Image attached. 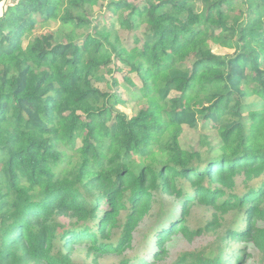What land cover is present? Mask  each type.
I'll return each instance as SVG.
<instances>
[{
    "label": "trees",
    "instance_id": "trees-1",
    "mask_svg": "<svg viewBox=\"0 0 264 264\" xmlns=\"http://www.w3.org/2000/svg\"><path fill=\"white\" fill-rule=\"evenodd\" d=\"M4 1L0 264H78L75 244L90 264L123 256L153 206V249L136 264H159L176 234L216 230L264 256V181L248 185L264 174V0ZM99 4L109 24L92 20ZM122 32L133 33L131 46ZM120 69L138 75L146 101L130 117L119 95L96 86H117ZM199 122L214 126L217 145L183 149L182 127ZM238 176L242 194L232 192ZM193 205L212 210L194 230ZM227 247L173 264H245L248 248Z\"/></svg>",
    "mask_w": 264,
    "mask_h": 264
},
{
    "label": "rangeland",
    "instance_id": "rangeland-1",
    "mask_svg": "<svg viewBox=\"0 0 264 264\" xmlns=\"http://www.w3.org/2000/svg\"><path fill=\"white\" fill-rule=\"evenodd\" d=\"M9 1V0H8ZM13 1V0H10ZM7 1L0 2V13L2 11L3 5H6ZM134 3H139L134 0ZM94 23L105 22L109 24L110 15L105 9L103 4H99L94 8V13L92 16ZM50 28H57V23H51ZM140 31H138L139 34ZM81 33V31H78ZM122 38L127 42L128 46L133 44V33H128V36L123 32ZM214 52L218 54H229L232 50L220 48L212 45ZM111 68L117 70L121 65L116 60ZM114 78L119 82L117 86L111 87L104 83H96V86L103 91L113 92L119 95L125 104L118 106V108L125 112L129 117L135 115L140 109L146 108V101L139 97V93L136 91L141 86V81L136 74H129L125 70L120 69L113 73ZM126 78L129 79V83L124 81ZM172 92L171 95H175ZM253 99V98H252ZM252 99H247V102H251ZM205 142H209L212 146H216L218 143V137L214 126L210 122H199L197 128H189L187 126L182 127L181 134L179 135V143L183 149H195V150H205ZM262 181H264V174L257 180L248 183L249 186H258ZM244 179L242 176H238L235 180V188L232 192L237 194H242L245 191ZM212 210L201 205H193L187 216V222L190 229H197L205 226L207 222L211 219ZM233 212L228 213L224 216V221L221 223V228L225 230L227 226H230L235 219ZM240 216H238L239 218ZM64 221V220H63ZM158 222L157 207L153 206L152 211L145 216V218L140 222L133 234V242L131 247L122 255L105 254L98 257V264H118L124 257L131 260L132 264L144 262L147 259L148 254L153 249L155 238H152L151 234L155 230V225ZM264 227V225H261ZM224 232V231H223ZM223 232L216 230L215 232H206L199 236L194 237L190 241L181 236V234H176L166 243L168 248V253L159 264H173L174 260L182 254L187 252H201L202 250H208L213 252L217 250L220 246L228 245L227 250H231L230 247L234 246L235 250L238 248H248V252L245 257V264H264V256L260 253L251 243L246 242H225ZM113 241H116L118 236L112 235ZM152 240V242L150 241ZM228 252V251H227ZM240 256V252H237ZM70 256L74 262L78 264H90L92 261V255L86 250L85 245L75 244L72 247Z\"/></svg>",
    "mask_w": 264,
    "mask_h": 264
}]
</instances>
